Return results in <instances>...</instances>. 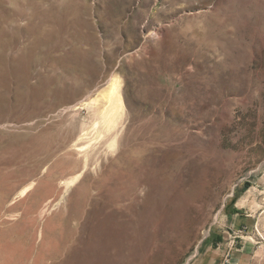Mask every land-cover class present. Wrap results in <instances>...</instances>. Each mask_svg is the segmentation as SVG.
<instances>
[{"label": "rangeland", "instance_id": "rangeland-1", "mask_svg": "<svg viewBox=\"0 0 264 264\" xmlns=\"http://www.w3.org/2000/svg\"><path fill=\"white\" fill-rule=\"evenodd\" d=\"M221 243L264 264V0H0V264Z\"/></svg>", "mask_w": 264, "mask_h": 264}, {"label": "crops", "instance_id": "crops-1", "mask_svg": "<svg viewBox=\"0 0 264 264\" xmlns=\"http://www.w3.org/2000/svg\"><path fill=\"white\" fill-rule=\"evenodd\" d=\"M217 245H218L219 249L210 254L211 258L209 259L208 264H218V261L221 260V256L224 259L222 261V264H225L228 260V259H226L228 251H229V255H231V251L235 250V249H232V247H228V245L226 243H221V244H217ZM207 247L208 248L206 249V251L199 253V259H198V262L196 264H204V262L206 261V256L211 251L210 250L211 246H207ZM236 250L242 252L244 250V246L241 245V248L236 249ZM231 260H232V258H231Z\"/></svg>", "mask_w": 264, "mask_h": 264}]
</instances>
